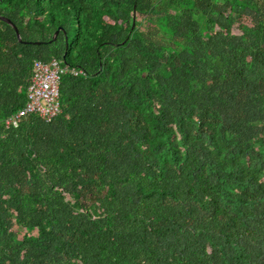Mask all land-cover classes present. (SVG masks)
I'll use <instances>...</instances> for the list:
<instances>
[{
    "label": "trees",
    "instance_id": "obj_1",
    "mask_svg": "<svg viewBox=\"0 0 264 264\" xmlns=\"http://www.w3.org/2000/svg\"><path fill=\"white\" fill-rule=\"evenodd\" d=\"M0 14V264H264V0ZM52 57L60 112L6 126Z\"/></svg>",
    "mask_w": 264,
    "mask_h": 264
},
{
    "label": "built area",
    "instance_id": "obj_2",
    "mask_svg": "<svg viewBox=\"0 0 264 264\" xmlns=\"http://www.w3.org/2000/svg\"><path fill=\"white\" fill-rule=\"evenodd\" d=\"M69 71L73 74L82 72L81 68L62 64L57 58L48 60L34 59L31 76L26 86V100L23 106L4 118L6 126H16L21 116L36 113L49 120L61 110L59 100V83L61 75Z\"/></svg>",
    "mask_w": 264,
    "mask_h": 264
},
{
    "label": "water",
    "instance_id": "obj_3",
    "mask_svg": "<svg viewBox=\"0 0 264 264\" xmlns=\"http://www.w3.org/2000/svg\"><path fill=\"white\" fill-rule=\"evenodd\" d=\"M0 19H2V20H4V21H6L7 23H9L10 25H12V27L15 29V32H16V35H17V38L19 39V40H21V37H20V33H19V30H18V28H17V26L8 18V17H6V16H4V15H1L0 14ZM58 32V29H56L55 31H54V33H53V35H52V38H54L55 36H56V33ZM25 42H32V41H30V40H27V41H25ZM34 42H36V41H34Z\"/></svg>",
    "mask_w": 264,
    "mask_h": 264
}]
</instances>
